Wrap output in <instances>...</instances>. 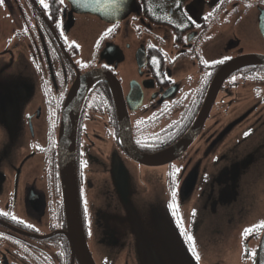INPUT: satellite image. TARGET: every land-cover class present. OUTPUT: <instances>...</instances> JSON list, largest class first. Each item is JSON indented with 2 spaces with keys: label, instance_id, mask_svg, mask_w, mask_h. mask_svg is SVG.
Returning <instances> with one entry per match:
<instances>
[{
  "label": "flooded vegetation",
  "instance_id": "obj_1",
  "mask_svg": "<svg viewBox=\"0 0 264 264\" xmlns=\"http://www.w3.org/2000/svg\"><path fill=\"white\" fill-rule=\"evenodd\" d=\"M44 3L0 0V264H82L66 233L60 140L69 92L86 75L75 165L96 264H215L196 247L205 217L223 248L252 229L244 249L256 264L264 64L236 68L223 81L180 156L147 164L129 148L150 154L175 143L195 123L221 65L264 53V0H136L118 21L69 0ZM224 223L233 236L226 243Z\"/></svg>",
  "mask_w": 264,
  "mask_h": 264
},
{
  "label": "water",
  "instance_id": "obj_2",
  "mask_svg": "<svg viewBox=\"0 0 264 264\" xmlns=\"http://www.w3.org/2000/svg\"><path fill=\"white\" fill-rule=\"evenodd\" d=\"M78 11L91 12L108 21H118L129 15L135 7L136 0H69ZM264 31V25H262ZM264 64V53H245L229 59L221 65L214 75L202 109L189 130L175 143L156 153H142L134 148L130 153L137 160L147 164H163L180 156L194 141L199 133L223 81L236 69L248 64ZM93 75V73L91 74ZM91 76L78 77L73 84L61 127V170L65 194V202L69 220L68 234L75 253L82 264H96L89 249L80 218V205L75 159V126L78 119L81 98L90 84ZM124 141L128 134V126L124 114V106L118 103ZM130 133V132H129ZM256 264H264V230L258 247Z\"/></svg>",
  "mask_w": 264,
  "mask_h": 264
},
{
  "label": "rangeland",
  "instance_id": "obj_3",
  "mask_svg": "<svg viewBox=\"0 0 264 264\" xmlns=\"http://www.w3.org/2000/svg\"><path fill=\"white\" fill-rule=\"evenodd\" d=\"M254 191L253 198L257 199L260 202L261 209V217L259 219L264 220V183L263 181H255L254 183ZM209 219L206 217L204 220L200 221L196 225L194 237L196 240L197 251L207 256L208 259H211L215 264H251V257L245 256V247L244 240L246 236L243 234L238 235L235 234L233 241L236 239V245L234 248H227L226 244H224V248L221 242L217 239L221 237V234L215 232L213 230L212 224L208 222ZM222 235L225 238V243L227 241L230 242L233 237L229 224L224 223L222 226ZM250 243L253 247L252 250H257V241H255L254 237L250 239ZM259 244V243H258ZM256 253V252H255Z\"/></svg>",
  "mask_w": 264,
  "mask_h": 264
},
{
  "label": "snow or ice",
  "instance_id": "obj_4",
  "mask_svg": "<svg viewBox=\"0 0 264 264\" xmlns=\"http://www.w3.org/2000/svg\"><path fill=\"white\" fill-rule=\"evenodd\" d=\"M40 2H41V4L44 5L45 8L48 7V5H47L46 3H44V0H40ZM60 2L63 3V0H60ZM109 32H111V29H109ZM219 63H223V61H219ZM234 79H235V78H234ZM248 134H249V133H246L245 135H248ZM179 171H180V169H179V168H176V169L171 173L174 182H175V176L179 173ZM175 196H176V191L173 190V192H172L173 201L175 200ZM170 206H172V205H170ZM13 219H15V217H13ZM260 226H261V227H264V221L260 222ZM254 227H255V226H254ZM251 231H252V229H246L245 232H244V235L247 237V235H250V234H251ZM188 240H189V242H192V241H193V238L189 235V236H188ZM192 250H193V254L196 255V253H195V248H194V244H193V249H192ZM197 259H199L198 256H197Z\"/></svg>",
  "mask_w": 264,
  "mask_h": 264
}]
</instances>
